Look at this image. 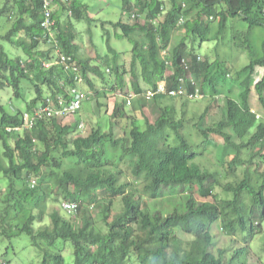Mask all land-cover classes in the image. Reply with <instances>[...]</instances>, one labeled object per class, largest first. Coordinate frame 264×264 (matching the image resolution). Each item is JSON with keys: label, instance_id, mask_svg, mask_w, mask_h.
<instances>
[{"label": "trees", "instance_id": "16d2710c", "mask_svg": "<svg viewBox=\"0 0 264 264\" xmlns=\"http://www.w3.org/2000/svg\"><path fill=\"white\" fill-rule=\"evenodd\" d=\"M51 1L59 46L70 57L68 68L60 62L45 67V61H55L60 54L42 37L43 0H4L0 7V19L7 16L11 22L0 37V89L12 87L20 98L24 80L34 85L29 108L8 111L0 96V173L8 180L2 233L10 236L13 223L7 217L13 208L27 215L13 236L27 234L40 252L41 264H247L246 248L231 253L217 248L211 230L219 220L230 234L240 230L255 237L263 230L257 219L264 218V115L258 119L253 112L251 95L253 90L257 92L264 111V39L259 52L252 38V29H264V0H239L237 5L232 0H170V6L161 0H121L130 22L136 14V20L144 16V23L120 19L112 24L121 30L118 38L133 41L131 60L119 63L122 53L110 45L108 37L114 63L105 69L82 54L75 42L71 17L85 19L86 5L79 0ZM233 18L244 21L248 30L232 29L230 39L228 23ZM180 19H184L182 25ZM181 27L186 36L171 44ZM215 40L247 53L249 62L235 72V78L228 62L208 57L202 61L197 54L198 44ZM8 44L20 52L6 49ZM109 56L97 55L96 59L108 62ZM163 82L168 89L184 87L190 93L198 88L210 98L198 116V125L187 126L185 110L179 112L175 104H168L143 128L137 117L144 113L148 101L142 93ZM72 86L86 98L69 119L44 116L21 133L6 130L8 126L22 127L25 114L49 99L56 106L71 103ZM118 90L137 95L130 107L124 99L109 102V94ZM163 98L175 97L162 94L154 102ZM181 98L186 99L185 106L191 100ZM92 99H96L97 112L86 108ZM221 100L226 101L221 120L206 126L211 107ZM127 108L132 109V115ZM86 113L93 115L90 118ZM98 113L101 119L89 123ZM104 117H108L107 125ZM125 119H132L130 130L119 136L114 126H127ZM82 123L84 127H80ZM212 136L224 142L221 156L225 152L232 155L225 172L196 163L212 146ZM125 168L135 181L145 183L144 190L152 199L190 192L184 209L163 214L160 209L145 208L133 182L123 180ZM228 177L234 179L227 182ZM32 179L37 180L34 188ZM218 187L232 198H219L215 194ZM195 191L204 198L212 196L214 201L197 200ZM118 197H122L123 207L113 212ZM60 200L61 210L63 201L77 202L76 215L63 212L70 217L81 215L79 224L65 219L57 209L48 213L49 205ZM93 205L99 207L96 215L91 211ZM227 211L233 217L227 216ZM48 216L52 225L36 228ZM68 243L72 244V263L64 253ZM262 247L264 250V244Z\"/></svg>", "mask_w": 264, "mask_h": 264}, {"label": "rangeland", "instance_id": "374dc122", "mask_svg": "<svg viewBox=\"0 0 264 264\" xmlns=\"http://www.w3.org/2000/svg\"><path fill=\"white\" fill-rule=\"evenodd\" d=\"M67 1V0H64ZM86 5L87 15L83 20H77L71 17L75 32H76V43L80 45V49L82 50V54H86L91 56L93 59L96 60L95 64L100 65L102 68L112 67L114 63V55L109 53L107 39L110 37V45L117 49L116 51H121L122 56L118 58L119 63L129 64L131 60V50L133 46V41H130L127 38H118L116 34L118 32L121 33V30H115L113 27V23L123 19L129 23H136L142 24L144 23V16L139 17L138 20L135 18L130 22V15L123 14L122 10V2L121 0H79ZM166 3L167 6H170V0H161ZM235 5L239 0H232ZM4 0H0V7L3 5ZM90 18V20H89ZM207 19V18H205ZM213 19V18H212ZM103 23L105 27H103ZM215 21L214 24H216ZM228 27V36L229 38L233 35L232 29H237V31L244 32L248 30V25L239 18H233V20L229 21ZM11 27V22L8 21L7 16H4L0 19V37H3L6 32ZM187 32L184 27L179 28L172 39L174 41L177 39L186 36ZM137 37V33L134 34V38ZM252 38L253 42L256 44L259 52L262 41L264 39V29L260 27H255L252 29ZM231 39V38H230ZM228 40V39H227ZM232 41V40H231ZM188 44H191L192 41L188 39ZM233 42V41H232ZM217 41H209L205 43H201V46H197L196 51L197 54L201 57L202 61L204 57H208L210 60H220L221 62H228V67L232 69L230 70L231 76L235 78V72L242 68L249 62V58L247 53L242 49H237L234 46H231L229 43L222 41L219 44H216ZM6 49L14 50L15 52L18 51L12 44H8ZM20 51H18L19 53ZM110 55L108 57V62L106 60H97V55ZM34 85L28 81L24 80L22 82V90L20 98L16 97L12 87H6L4 89H0V96L2 99L3 104L6 105L8 111L14 112L17 108L23 107L29 108L28 100L34 97ZM237 90L234 88V91ZM239 91L234 94V97H237ZM113 92L109 94L108 100L110 102L111 98L114 97ZM224 97H221L223 99ZM252 108L256 109L260 114L264 115V111L262 106L258 100V95L255 90H253L252 95ZM142 99V98H140ZM186 99L184 98H163L160 99L157 103L154 100L148 101L146 105V110L144 113L138 115L137 118H140L143 128L146 127V121L153 123L155 119L158 117L160 113V109L164 105L168 104H175L178 111L185 110V119L187 126L198 125V116L201 115L204 110L208 107L210 102V98H203L201 100H190L188 104L185 106L184 102ZM92 103L87 105L86 108L91 107L97 112V104L96 99H92ZM225 100H221L217 105L211 107L210 115L206 118L205 125L211 126L213 123L221 120L223 116V111L225 107ZM129 115H132V109H126ZM110 112V111H109ZM90 114V118L93 114ZM86 113V115H88ZM102 114H105L102 112ZM109 114V113H108ZM101 119L100 113L94 115V120H88L89 123H96ZM105 120L104 125H107L108 117H104L103 121ZM132 120V119H131ZM125 119V122L128 124L127 126H121L115 124L114 131L117 135L121 136L127 130H130L129 123L131 122ZM203 125V126H205ZM192 128V127H190ZM254 131V130H253ZM194 138V137H193ZM195 139V138H194ZM198 138L197 140H199ZM212 146L208 148L205 152L204 156H200L197 158L196 163L201 164L203 168H209L210 170L218 169L224 171L227 165V161L231 159L228 156V153L225 152L223 156H221L223 146V140L219 137L212 136ZM0 142V148H1ZM125 167V166H124ZM225 172V171H224ZM123 180L132 181L134 184L135 194L137 197L141 198V202L145 208H149L150 210H157L160 209L163 214H168L169 212L184 209V205L187 201V197L189 194L187 193H175L172 194H164V196L158 199H152L146 194L144 190L145 183L143 181H135L131 172L125 168ZM239 176H243V170L239 171ZM234 178L228 177L225 181H231ZM224 182V181H223ZM8 184L7 178L4 176L3 173H0V264H41V255L40 252L32 246L30 237L23 233L19 236L14 237L13 235L16 233L17 225L22 224L26 219L27 215L25 213H20L17 209H10V214L7 217V221L13 223V228L9 233L10 236L5 235L2 233L3 228H1L6 216V212H3V199L5 196V189ZM215 194L219 198H232L231 193H226L219 187L216 188ZM194 197L200 201H214L213 197H202L197 191L194 192ZM251 202V200H248ZM61 200L58 203L50 204L48 213L50 214L53 209H57L61 212L65 219L71 220L75 224H79L81 221L82 216L78 215L76 217H70L69 215L65 214L63 210L60 208ZM123 207L122 197L115 198V206L113 212L121 211ZM91 211L94 215L99 212V207L97 205H93L91 207ZM19 213V214H18ZM227 216L233 217L230 211H227ZM18 216V221L16 217ZM99 219V218H98ZM259 224L263 227L261 233L256 234L255 237H250L247 235V232L242 233L240 230L234 231L233 234L227 232V228L223 224L222 221H218L216 224L213 225L211 232L214 233L215 244L217 248H225L228 250V253L233 252L239 248H246L247 255L245 256V261L247 264H264V218L257 219ZM51 226L52 222L50 217L48 216L47 221L44 224L38 223L36 228H43L44 226ZM258 225V224H256ZM189 239V237H188ZM70 246V247H68ZM68 246H65V257L67 262L72 263L74 257L71 255L73 252L72 244L68 243Z\"/></svg>", "mask_w": 264, "mask_h": 264}, {"label": "built area", "instance_id": "2783aa9c", "mask_svg": "<svg viewBox=\"0 0 264 264\" xmlns=\"http://www.w3.org/2000/svg\"><path fill=\"white\" fill-rule=\"evenodd\" d=\"M44 1V19L42 20V29H43V38L46 39L48 43H51L54 45L56 52L60 54L59 59L55 61H45V67L50 68L53 66L54 63L60 62L63 64L65 68L69 67V59L70 57L67 56L65 53L61 51V48L58 43V38L56 35V31L54 30V21L52 19V14L54 12V6L52 4L51 0H43ZM136 18V14H133L132 20ZM184 23V19H180L179 25H182ZM82 73H79L77 75V78L80 82L83 81V78L81 77ZM184 79L180 78V81L182 82ZM78 81V82H79ZM192 84H195L193 81ZM196 85V84H195ZM74 94V99L69 104H61L59 106H56L55 102H52L51 99H49L47 102L43 103L42 106H40L37 110H33L32 112H27L25 114V122L22 127H12L8 126L6 127V130L13 133H21L26 128H32L35 121L39 118H42L44 116H47L49 118H58L59 116H65L67 119H69L74 113L81 107L82 101L86 98V95L80 91L76 87L70 88V94ZM167 94L169 96L173 97H187L189 99L198 100L203 99L205 95L199 91L197 88L194 93H190L186 90V88H172L168 89L165 82L161 83L156 89H148L146 90L142 95L144 98L148 101L153 100L156 96ZM113 98L114 99H124L126 106L130 107L132 104L133 99L137 97V95L134 92H128L127 94L121 92V91H114L113 92ZM253 112L256 113L257 118L261 119L262 115L257 111L253 110ZM85 124H81L80 127H84ZM37 185V180L32 179L30 181V186L34 188ZM63 210L66 211V213L70 215H76L78 213V204L77 202L71 201V200H65L62 202Z\"/></svg>", "mask_w": 264, "mask_h": 264}, {"label": "clouds", "instance_id": "9594fccd", "mask_svg": "<svg viewBox=\"0 0 264 264\" xmlns=\"http://www.w3.org/2000/svg\"><path fill=\"white\" fill-rule=\"evenodd\" d=\"M143 93H144V92H143ZM143 93H142V94H143ZM112 95H113V94H112ZM142 96H143V95H142ZM143 97H144V96H143ZM170 97H173V96H170ZM175 98H181V97H175ZM204 98H206V97H204ZM111 99H113V97H112ZM154 99H155V98H154ZM154 99H153V100H154ZM116 100H117V101H122V99H120V98H119V99H116ZM191 100H192V99H191ZM198 100H201V99H198ZM147 101H148V100H147ZM127 107H128V106H127ZM253 110H255V111L257 112L256 109H253ZM261 115H262V114H261ZM262 116H263V115H262Z\"/></svg>", "mask_w": 264, "mask_h": 264}]
</instances>
